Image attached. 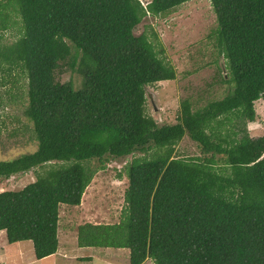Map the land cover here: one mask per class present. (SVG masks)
<instances>
[{
  "label": "trees",
  "instance_id": "1",
  "mask_svg": "<svg viewBox=\"0 0 264 264\" xmlns=\"http://www.w3.org/2000/svg\"><path fill=\"white\" fill-rule=\"evenodd\" d=\"M187 1H0V26L8 27L10 5L24 27L0 43V85L1 72L26 74L25 113L38 143L0 160V179L35 173L0 192L8 243L31 240L37 260L56 254L62 205L81 204L113 158L143 152L128 166L121 220L81 224L79 247L128 248L130 264H264V145L248 131L264 98V0H211L228 69L219 82L230 91L195 110L184 100L178 122L160 124L146 113V87L177 72L136 30ZM187 134L201 154L177 150Z\"/></svg>",
  "mask_w": 264,
  "mask_h": 264
},
{
  "label": "rangeland",
  "instance_id": "2",
  "mask_svg": "<svg viewBox=\"0 0 264 264\" xmlns=\"http://www.w3.org/2000/svg\"><path fill=\"white\" fill-rule=\"evenodd\" d=\"M5 2L6 0H0ZM7 28L0 26V43L10 44L23 33V20L9 5ZM218 21L211 0H190L165 15H148L136 30L147 31L154 40L159 55L172 66L175 79L150 84L147 89L146 113L160 124L178 122L184 100L192 108L204 107L212 100L225 97L230 91L221 82L228 78L227 60L217 45ZM0 94L3 114V132L0 137V160L16 158L37 149L33 122L25 110L28 106V78L20 69L1 72ZM70 78V71L63 75ZM220 81V82H219ZM258 120L248 127L252 137L264 145V98L255 103ZM181 154H201L198 142L187 134L176 145ZM113 158L99 169L86 188L79 205H62L60 217V247L56 254L37 260L31 240L8 243L5 230L0 231V264H130V249L85 247L77 244L78 228L86 222L116 223L126 206L125 192L129 185L128 166L136 156ZM264 156V151H263ZM96 168L95 163L90 164ZM35 179L32 171L0 179V192L21 189ZM2 232V233H1ZM79 256H89L80 260ZM143 264H155L148 259Z\"/></svg>",
  "mask_w": 264,
  "mask_h": 264
},
{
  "label": "crops",
  "instance_id": "3",
  "mask_svg": "<svg viewBox=\"0 0 264 264\" xmlns=\"http://www.w3.org/2000/svg\"><path fill=\"white\" fill-rule=\"evenodd\" d=\"M2 233V232H1ZM80 248H83V247H80ZM82 258L81 256H79V259Z\"/></svg>",
  "mask_w": 264,
  "mask_h": 264
}]
</instances>
